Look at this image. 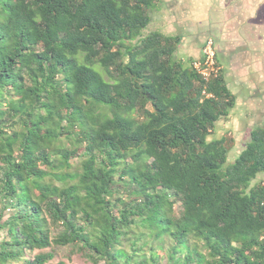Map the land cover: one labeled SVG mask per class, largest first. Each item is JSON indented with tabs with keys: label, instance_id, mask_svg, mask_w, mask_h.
<instances>
[{
	"label": "trees",
	"instance_id": "16d2710c",
	"mask_svg": "<svg viewBox=\"0 0 264 264\" xmlns=\"http://www.w3.org/2000/svg\"><path fill=\"white\" fill-rule=\"evenodd\" d=\"M159 3L0 0V264H264V123L229 163L238 97Z\"/></svg>",
	"mask_w": 264,
	"mask_h": 264
},
{
	"label": "rangeland",
	"instance_id": "374dc122",
	"mask_svg": "<svg viewBox=\"0 0 264 264\" xmlns=\"http://www.w3.org/2000/svg\"><path fill=\"white\" fill-rule=\"evenodd\" d=\"M159 1L143 37L155 31L182 36L177 55L184 61L197 60L207 41L215 43L216 57L238 102L231 115L217 124L211 139L227 133L235 136L236 146L229 156V163H233L249 142L251 130L264 123V0ZM260 180L264 181V176L256 181ZM51 251L53 248L36 250L31 256ZM55 253L50 263L94 264L82 252L70 254L57 248Z\"/></svg>",
	"mask_w": 264,
	"mask_h": 264
},
{
	"label": "built area",
	"instance_id": "2783aa9c",
	"mask_svg": "<svg viewBox=\"0 0 264 264\" xmlns=\"http://www.w3.org/2000/svg\"><path fill=\"white\" fill-rule=\"evenodd\" d=\"M202 54L205 60L197 61L195 67L204 77L208 78L211 72L217 73L218 71L216 68L215 43L212 39L206 42Z\"/></svg>",
	"mask_w": 264,
	"mask_h": 264
},
{
	"label": "crops",
	"instance_id": "0c3cea01",
	"mask_svg": "<svg viewBox=\"0 0 264 264\" xmlns=\"http://www.w3.org/2000/svg\"><path fill=\"white\" fill-rule=\"evenodd\" d=\"M250 5H252V4H250ZM230 13H231V11H230ZM233 13V12H232ZM234 16V14L232 15V17ZM236 17V16H235ZM230 19H232V18H230ZM248 20V19H247ZM240 21V20H239ZM244 23L246 22V20H242ZM247 23V22H246ZM224 31H225V29H224Z\"/></svg>",
	"mask_w": 264,
	"mask_h": 264
}]
</instances>
